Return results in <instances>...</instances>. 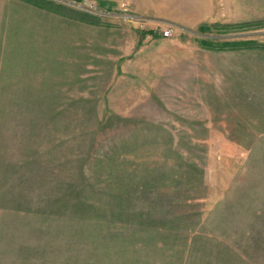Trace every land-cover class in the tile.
Masks as SVG:
<instances>
[{
	"label": "rangeland",
	"instance_id": "rangeland-1",
	"mask_svg": "<svg viewBox=\"0 0 264 264\" xmlns=\"http://www.w3.org/2000/svg\"><path fill=\"white\" fill-rule=\"evenodd\" d=\"M52 1L0 0V264H264V50L200 44L264 0Z\"/></svg>",
	"mask_w": 264,
	"mask_h": 264
},
{
	"label": "trees",
	"instance_id": "trees-1",
	"mask_svg": "<svg viewBox=\"0 0 264 264\" xmlns=\"http://www.w3.org/2000/svg\"><path fill=\"white\" fill-rule=\"evenodd\" d=\"M23 1L35 6L37 8H40V9H44V10H47L50 12L66 15V13L63 12V10H61L60 8H57L55 6V4L53 3L52 0L51 1L50 0H23ZM77 1H81V0H77ZM101 4H103V3L101 2ZM59 7H61V6H59ZM75 17L77 19H80L82 21L87 22L88 24L103 25L102 23H100L99 19L96 16H93V15L88 14V13H81ZM239 26H242V25H239ZM209 29H210V26H208L207 24H202L199 26L200 31H208ZM148 34L154 35V34H156V32L154 30H147V31L141 30L142 37H146V35H148ZM200 44L204 47H207V48L219 49V50L220 49H239V48H249V49L250 48L251 49L258 48L260 50H264V43L258 42L256 40L217 41V40L201 39ZM104 170L108 173L109 177L111 175L114 177V180L116 179V172L117 171L113 165L108 164V166ZM81 175H83V174H81ZM111 182H114V181H111ZM149 182H150V179L147 180V182H145V184H149ZM70 192H71V189H70ZM118 200H120V199H118ZM122 203H124V201ZM59 204H61V202ZM59 204H58L59 209H57L58 212H60V210H61V206ZM98 210H99V212H101L103 214L105 213V215L101 216L100 218H107L108 217L107 215L110 214V211H106V209L104 211L103 207L101 209H98ZM93 211H97V209H94ZM107 212H109V213H107ZM122 215H123L122 213L117 214L118 217H122ZM110 216H111V218H115L114 213L111 214ZM115 219L124 220V221L130 222V223L133 221V222L139 223V224L143 223V222H146V223H151V222L153 223L154 222V221L148 220V218H115ZM151 220H153V219H151ZM106 221H109V218H107ZM168 227L169 226L167 224H162V223H160V225L157 224V229L161 228L160 230H163V231H166L168 229Z\"/></svg>",
	"mask_w": 264,
	"mask_h": 264
},
{
	"label": "built area",
	"instance_id": "built-area-1",
	"mask_svg": "<svg viewBox=\"0 0 264 264\" xmlns=\"http://www.w3.org/2000/svg\"><path fill=\"white\" fill-rule=\"evenodd\" d=\"M170 34H171V30H166L164 33H163V35L166 37V36H170Z\"/></svg>",
	"mask_w": 264,
	"mask_h": 264
},
{
	"label": "crops",
	"instance_id": "crops-1",
	"mask_svg": "<svg viewBox=\"0 0 264 264\" xmlns=\"http://www.w3.org/2000/svg\"><path fill=\"white\" fill-rule=\"evenodd\" d=\"M99 2L101 3H103V4H110L111 2H108V1H106V0H99ZM112 4V3H111Z\"/></svg>",
	"mask_w": 264,
	"mask_h": 264
},
{
	"label": "water",
	"instance_id": "water-1",
	"mask_svg": "<svg viewBox=\"0 0 264 264\" xmlns=\"http://www.w3.org/2000/svg\"><path fill=\"white\" fill-rule=\"evenodd\" d=\"M66 2H69V1H66ZM70 3V2H69Z\"/></svg>",
	"mask_w": 264,
	"mask_h": 264
}]
</instances>
